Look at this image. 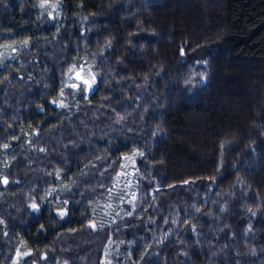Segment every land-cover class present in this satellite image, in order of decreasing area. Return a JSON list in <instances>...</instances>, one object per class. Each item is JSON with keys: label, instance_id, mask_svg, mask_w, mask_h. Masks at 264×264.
I'll use <instances>...</instances> for the list:
<instances>
[{"label": "trees", "instance_id": "16d2710c", "mask_svg": "<svg viewBox=\"0 0 264 264\" xmlns=\"http://www.w3.org/2000/svg\"><path fill=\"white\" fill-rule=\"evenodd\" d=\"M0 264H264V0H0Z\"/></svg>", "mask_w": 264, "mask_h": 264}, {"label": "rangeland", "instance_id": "374dc122", "mask_svg": "<svg viewBox=\"0 0 264 264\" xmlns=\"http://www.w3.org/2000/svg\"><path fill=\"white\" fill-rule=\"evenodd\" d=\"M86 67L87 68H80V69L79 68H73L68 74L69 76H68V81H67L66 86H69L70 88H74V87H72V85L76 84V85H79V87H75L74 89L77 90V89L81 88L80 90L85 91L87 94L92 93L96 89V87L98 86V77L95 74V72L93 70H91L92 67L90 65H88ZM78 72L80 73V75L84 79H88L91 82V84H92L91 88H86V86L83 84L82 80L76 78V74ZM92 77H95L94 82H92ZM61 93H63V95H61ZM61 93L59 94V96L57 98V104L60 105L61 107L69 106L70 105L69 95L64 90ZM122 176H123V173H122ZM124 176H125V173H124ZM129 181L124 180V182H125L124 187H123L124 189H122V190H125V193H127L128 189H130V187H131ZM125 188H127V189H125ZM22 257H23V254L19 252L16 256L15 262L18 263Z\"/></svg>", "mask_w": 264, "mask_h": 264}, {"label": "snow or ice", "instance_id": "6c2138e0", "mask_svg": "<svg viewBox=\"0 0 264 264\" xmlns=\"http://www.w3.org/2000/svg\"><path fill=\"white\" fill-rule=\"evenodd\" d=\"M76 78L82 80V82H83V84L86 86V88H91V86H92L91 82H90L88 79H84V78L80 75L79 72L76 74ZM94 80H95V77H92V82H94ZM72 87H74V88H75V87H79V85L73 84ZM61 95H63V93H61ZM62 106H63V105H62ZM7 182H8L7 179H5V180H4V183H7ZM32 207L35 209V208H37V205L33 204ZM61 215H63V213H61ZM92 227H95V225H92Z\"/></svg>", "mask_w": 264, "mask_h": 264}]
</instances>
